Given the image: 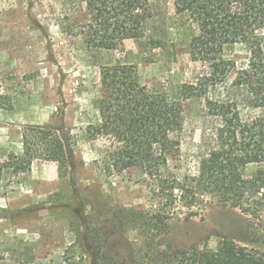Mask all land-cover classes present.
<instances>
[{"label": "rangeland", "instance_id": "1", "mask_svg": "<svg viewBox=\"0 0 264 264\" xmlns=\"http://www.w3.org/2000/svg\"><path fill=\"white\" fill-rule=\"evenodd\" d=\"M151 3L153 18L144 37L104 49L91 47L83 31L90 19L86 0H0V163L23 153L30 126H65L76 135L75 172L61 176L57 162L43 159L34 160L24 174L4 170L0 264H92L83 243L86 233L99 239L105 264L143 263L148 248L140 223L161 204L156 183L139 168L109 175L103 169L107 141H89L83 129L99 119L106 64L133 65L143 84L172 95L200 73L189 46L197 23L178 12L174 0ZM245 52L240 45L229 50L239 57ZM232 90L246 99L244 90ZM210 123L202 99L184 101L181 148L168 168L173 175H197ZM203 199L192 209L173 210L164 235L152 232L158 249H217L224 237H246L248 227L264 235V218L249 217L215 196ZM80 210L96 230L86 232Z\"/></svg>", "mask_w": 264, "mask_h": 264}, {"label": "trees", "instance_id": "2", "mask_svg": "<svg viewBox=\"0 0 264 264\" xmlns=\"http://www.w3.org/2000/svg\"><path fill=\"white\" fill-rule=\"evenodd\" d=\"M198 26L190 41L192 60L201 65L193 82L172 95L143 84L133 65L101 67L104 94L97 99L99 119L83 129L89 141L106 140L103 169L109 175L144 170L156 183L159 207L140 223L147 251L142 264H264V235L246 230L243 239L224 237L217 249L192 246L158 249L153 231L164 235L172 211L200 206L205 195L254 219L264 218V0H174ZM88 44L118 49L128 39L146 35L153 18L151 0H86ZM243 46L241 57L229 50ZM232 88L246 92L240 99ZM204 101L210 127L205 131L197 175L179 177L169 168L180 152L184 101ZM256 110L245 113L243 106ZM24 150L0 163L17 175L36 159L57 162L61 176L75 172L76 135L65 126L33 125L24 132ZM254 165L255 170L246 169ZM86 232L96 230L80 210ZM92 264H105L97 236L84 235ZM147 259V260H146ZM140 262L141 261H137Z\"/></svg>", "mask_w": 264, "mask_h": 264}, {"label": "crops", "instance_id": "3", "mask_svg": "<svg viewBox=\"0 0 264 264\" xmlns=\"http://www.w3.org/2000/svg\"><path fill=\"white\" fill-rule=\"evenodd\" d=\"M33 165V164H32Z\"/></svg>", "mask_w": 264, "mask_h": 264}]
</instances>
